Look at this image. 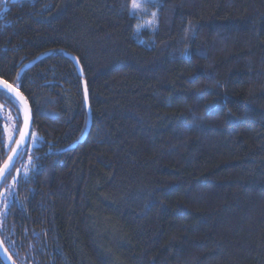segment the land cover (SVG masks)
Returning a JSON list of instances; mask_svg holds the SVG:
<instances>
[{
	"label": "trees",
	"instance_id": "trees-1",
	"mask_svg": "<svg viewBox=\"0 0 264 264\" xmlns=\"http://www.w3.org/2000/svg\"><path fill=\"white\" fill-rule=\"evenodd\" d=\"M129 2L0 0V77L39 137L0 188L6 248L17 264H264V0H160L155 31ZM5 139L0 116V168Z\"/></svg>",
	"mask_w": 264,
	"mask_h": 264
},
{
	"label": "snow or ice",
	"instance_id": "snow-or-ice-1",
	"mask_svg": "<svg viewBox=\"0 0 264 264\" xmlns=\"http://www.w3.org/2000/svg\"><path fill=\"white\" fill-rule=\"evenodd\" d=\"M151 3L153 5L156 4V0H130L128 4L127 10L130 14L133 12L140 14L146 12L148 4ZM151 15L156 17L157 13L152 12ZM147 26L152 27L155 21L146 22ZM143 27V25L137 26V31ZM73 59H75L73 57ZM78 64V61H77ZM82 72V69H79ZM23 71L17 74V86L20 85L22 81ZM0 96H4L6 100L13 104V106L17 110V115L14 118L16 121H19L21 113H23V127H19L18 124H13L12 132L19 133V139L15 140V147L11 149L12 154L8 156L7 161L5 162L3 168H0V184L4 183L7 180V177L11 175V169L15 167L13 161L15 160L16 156L23 155L21 152V148L25 145L27 139L31 138L32 142L35 143L39 137L36 133L30 131V121H31V114L30 109L28 108L22 94H20L16 87H13L12 84H9L7 81L0 79ZM84 99L85 103L87 102V87L84 88ZM9 119H11L9 117ZM7 131V128L5 129ZM14 139V135L10 134L8 136L9 146ZM0 143H3L0 140ZM31 160V157H29ZM25 174H27V170H25ZM17 175H19V170H17ZM16 183V177H13L12 184L9 185L11 188ZM4 244L3 240H0V247ZM7 251V249H5Z\"/></svg>",
	"mask_w": 264,
	"mask_h": 264
},
{
	"label": "rangeland",
	"instance_id": "rangeland-1",
	"mask_svg": "<svg viewBox=\"0 0 264 264\" xmlns=\"http://www.w3.org/2000/svg\"><path fill=\"white\" fill-rule=\"evenodd\" d=\"M159 1L160 0H156V4L155 5L149 3L148 6H147L146 12H143V13H140V14H137V13L133 12L135 15H137L139 17L140 25H143V27H141L140 30H142L143 28H149L151 31H155V29L157 27V15H156V17H153L151 15V13L152 12H156V5L159 3ZM151 21H155L154 25L152 27L147 26L146 22H151ZM0 116H2V118L4 120V129L7 128V131H5L6 146H7L8 149H11V147L13 146V144H14V142L16 140V137H17V134L12 132V127H13V124L15 122L13 120V117L7 111H5V107L2 104H0ZM9 117L11 119H9ZM10 134L14 135V139L11 142V145L9 146L8 136ZM35 145H36V142L35 143L31 142L30 147L32 148Z\"/></svg>",
	"mask_w": 264,
	"mask_h": 264
},
{
	"label": "water",
	"instance_id": "water-1",
	"mask_svg": "<svg viewBox=\"0 0 264 264\" xmlns=\"http://www.w3.org/2000/svg\"><path fill=\"white\" fill-rule=\"evenodd\" d=\"M69 57L73 59V57H72L71 55H69ZM73 61L75 62V64H76L78 70H79V69H82V67H81V65H80V62H79L78 58L73 59ZM77 61H78V64H77ZM79 72H80V74H83V69H82V72H81L80 70H79ZM0 79H3V78L0 77ZM3 80H4V79H3ZM4 81H6V80H4ZM7 82H8V81H7ZM8 83H9V84H12V83H10V82H8ZM12 85H13V87H16L14 84H12ZM16 88H17V87H16ZM17 90H18V92H19L20 94H22L18 88H17ZM22 96H23V98H24V100H25V102H26L28 108L30 109V114H31L30 131H31V130H32V122H33L32 107H31L29 101L27 100V98H26L23 94H22ZM87 96H88V91H87ZM86 104H87V107H88V110H89V123H88V126H87V131H86L85 135L83 136L82 140L85 139L87 133H88L89 130H90L91 119H92L91 112H90L89 99H87ZM22 115H23V113H22ZM22 127H23V124H22ZM22 127H21V128H22ZM17 139H19V135H18ZM29 141H30V138L26 140L25 145L21 148V152H22V153H23L24 149L26 148V146L29 144ZM15 146H16V145H15V143H14L13 148H14ZM11 154H12V152H10L9 155H11ZM20 156H21V155L16 156L15 160L13 161V163H14L15 165H16L18 159L20 158ZM6 161H7V159H6ZM6 161H5V162H6ZM5 162L3 163V165L1 166V168H3ZM12 169H13V168H12ZM12 169H11V170H12ZM1 186H2V184H0V188H1ZM0 240H2L1 236H0ZM5 249H7V248H6L5 244H3V246L0 247V258L2 259V261H3L5 264H17L16 261H15V260L13 259V257L11 256V254L9 253L8 249H7V251H5Z\"/></svg>",
	"mask_w": 264,
	"mask_h": 264
}]
</instances>
